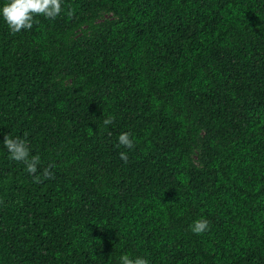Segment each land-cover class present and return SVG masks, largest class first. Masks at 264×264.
I'll return each instance as SVG.
<instances>
[{"label":"trees","instance_id":"obj_1","mask_svg":"<svg viewBox=\"0 0 264 264\" xmlns=\"http://www.w3.org/2000/svg\"><path fill=\"white\" fill-rule=\"evenodd\" d=\"M62 7L0 21V131L41 176L0 145V264H264V0Z\"/></svg>","mask_w":264,"mask_h":264},{"label":"clouds","instance_id":"obj_2","mask_svg":"<svg viewBox=\"0 0 264 264\" xmlns=\"http://www.w3.org/2000/svg\"><path fill=\"white\" fill-rule=\"evenodd\" d=\"M65 0H0V21H2L9 32L16 33L22 29L28 30L35 23L39 22V17L54 19L65 12L62 7ZM67 14H71L68 10ZM113 117H105L103 123L108 125L112 122ZM0 145L6 151L9 159L22 163L32 179L37 183L40 182L41 176L37 174L40 165L39 153L32 152L29 141L24 136L13 135L6 131H0ZM135 137L130 131H122L117 136V142L125 148H132ZM122 160H127L128 154L125 151L118 153ZM52 165L41 169L44 177H51L50 171ZM210 227L208 219L199 217L189 225L193 233L206 232ZM118 264H150V260L143 254L122 252L118 258Z\"/></svg>","mask_w":264,"mask_h":264}]
</instances>
